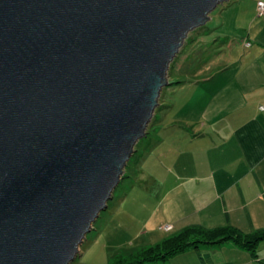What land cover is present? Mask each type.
<instances>
[{
	"label": "water",
	"instance_id": "water-1",
	"mask_svg": "<svg viewBox=\"0 0 264 264\" xmlns=\"http://www.w3.org/2000/svg\"><path fill=\"white\" fill-rule=\"evenodd\" d=\"M226 1L0 0V264L74 262Z\"/></svg>",
	"mask_w": 264,
	"mask_h": 264
},
{
	"label": "crops",
	"instance_id": "crops-1",
	"mask_svg": "<svg viewBox=\"0 0 264 264\" xmlns=\"http://www.w3.org/2000/svg\"><path fill=\"white\" fill-rule=\"evenodd\" d=\"M259 17L258 30L253 31L256 21L243 37L224 33L220 37L229 45L230 61L217 65L215 72L212 67L178 83L188 84L195 94L185 100L183 108L190 116L189 123H183L200 124L192 116L198 110L197 118L210 113L208 126L193 133L199 129L196 125L191 139L175 134L172 142L165 136L151 141L160 126L147 131L144 157L156 148L160 166L169 161L166 166L173 169L168 174L151 172L150 178L159 185L161 180L166 184L172 180V195L185 198L170 209L180 213L177 229L196 224L210 230L232 226L244 234L264 230V15ZM234 56L236 61L231 60ZM233 68L235 76L223 74ZM197 250L177 261L176 257L152 264H261L264 260V240L256 256L234 242L203 244Z\"/></svg>",
	"mask_w": 264,
	"mask_h": 264
},
{
	"label": "rangeland",
	"instance_id": "rangeland-1",
	"mask_svg": "<svg viewBox=\"0 0 264 264\" xmlns=\"http://www.w3.org/2000/svg\"><path fill=\"white\" fill-rule=\"evenodd\" d=\"M255 1L229 0L219 4L210 13V19L206 24L188 34L179 53L180 57H176L175 62L171 63L168 79L185 81L189 77L208 72L206 70L212 67L215 69L212 72H215L217 65H224L230 61L229 45L226 41L221 42L220 37L223 33L243 37L251 31L256 21L253 31L259 29L261 18H258ZM231 60L236 61L237 56ZM236 72L237 69L233 68L223 74L235 76ZM174 84L177 83L170 82L164 87L160 101L167 106L163 108L158 105L148 127L150 131L154 126H160L156 135L151 138L152 142H156L157 137L164 136L167 141L172 142L175 134L181 137L189 136L191 139L193 133L199 132L209 124L210 113L197 118L198 110L192 114L197 119L196 122H201L196 124L199 127L196 128L197 131L192 133V129L196 126L192 121L189 125L183 123H189L186 117L190 116L187 115L188 110L185 111L183 108L185 100L194 98L195 94L190 92L188 84ZM147 139L145 135V140L139 141L136 145L119 188L114 190L105 213L101 212L93 223V229L80 246L78 256L70 264H112L117 254H126L136 248L157 246L181 231L174 227L180 213H173L170 209L171 206L183 202L185 198L172 195V180L167 184L162 180L160 185L159 182L153 183L150 178L151 172L168 174L172 173L173 169L171 166H166L169 165V161L163 163L164 166H160L159 162L162 161H159L156 148L150 151L151 155L144 157ZM143 170L144 173L145 170L149 171L148 176L144 175ZM167 225H172V228L168 229ZM197 251V249L192 252L187 250L172 256L170 260L177 257V261L180 257L192 255L191 253Z\"/></svg>",
	"mask_w": 264,
	"mask_h": 264
},
{
	"label": "trees",
	"instance_id": "trees-1",
	"mask_svg": "<svg viewBox=\"0 0 264 264\" xmlns=\"http://www.w3.org/2000/svg\"><path fill=\"white\" fill-rule=\"evenodd\" d=\"M177 57H180V55ZM169 81L171 84L173 82L177 84L184 82L181 80L174 81L171 78ZM159 106H163L161 101ZM263 240L264 230L244 234L240 229L232 226L210 230L195 224L187 226L180 232L171 235L162 244L157 246L136 248L126 254H117L112 264H152L165 262L176 254L183 253L192 248L198 249L203 244L221 245L226 242H234L236 245L250 250L256 256L259 244ZM203 259L205 260L206 257L204 256ZM261 264H264V260L261 261Z\"/></svg>",
	"mask_w": 264,
	"mask_h": 264
},
{
	"label": "built area",
	"instance_id": "built-area-1",
	"mask_svg": "<svg viewBox=\"0 0 264 264\" xmlns=\"http://www.w3.org/2000/svg\"><path fill=\"white\" fill-rule=\"evenodd\" d=\"M257 11H258V15L260 16L264 15V0L257 1ZM262 108L264 109V106H262ZM167 228L171 229L172 225H167Z\"/></svg>",
	"mask_w": 264,
	"mask_h": 264
}]
</instances>
